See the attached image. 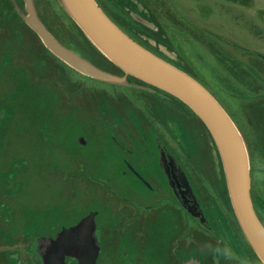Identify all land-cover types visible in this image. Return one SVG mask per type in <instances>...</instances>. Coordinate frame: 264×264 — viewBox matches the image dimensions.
I'll list each match as a JSON object with an SVG mask.
<instances>
[{
  "label": "rangeland",
  "instance_id": "1",
  "mask_svg": "<svg viewBox=\"0 0 264 264\" xmlns=\"http://www.w3.org/2000/svg\"><path fill=\"white\" fill-rule=\"evenodd\" d=\"M97 3L225 108L264 224V0ZM31 9L107 79L56 56ZM77 26L62 0H0V264H264L205 124L103 59Z\"/></svg>",
  "mask_w": 264,
  "mask_h": 264
},
{
  "label": "water",
  "instance_id": "2",
  "mask_svg": "<svg viewBox=\"0 0 264 264\" xmlns=\"http://www.w3.org/2000/svg\"><path fill=\"white\" fill-rule=\"evenodd\" d=\"M66 10L93 44L125 73L131 74L184 102L205 124L220 153L231 202L248 242L264 263V224L251 198L250 161L235 122L196 79L156 56L122 31L96 0H62ZM29 23L45 45L74 69L91 77L105 74L60 44L31 9Z\"/></svg>",
  "mask_w": 264,
  "mask_h": 264
},
{
  "label": "trees",
  "instance_id": "3",
  "mask_svg": "<svg viewBox=\"0 0 264 264\" xmlns=\"http://www.w3.org/2000/svg\"><path fill=\"white\" fill-rule=\"evenodd\" d=\"M97 1V0H96ZM78 27V26H77ZM79 28V27H78ZM80 29V28H79ZM81 33L84 35V37L89 41V39L85 36V34L82 32V30L80 29ZM91 44V46L97 51V53H99L101 55V57L105 60H107L109 63H111L112 65H114L115 67H117L115 64H113L103 53H101L91 42H89ZM118 69H120L119 67H117ZM175 97V96H173ZM176 99H178L177 97H175ZM183 105H185L188 109H190L184 102H182L180 99H178ZM190 111H192L190 109ZM193 112V111H192ZM194 113V112H193ZM195 114V113H194ZM196 115V114H195ZM197 116V115H196ZM198 117V116H197ZM199 118V117H198ZM201 120V119H200Z\"/></svg>",
  "mask_w": 264,
  "mask_h": 264
},
{
  "label": "flooded vegetation",
  "instance_id": "4",
  "mask_svg": "<svg viewBox=\"0 0 264 264\" xmlns=\"http://www.w3.org/2000/svg\"><path fill=\"white\" fill-rule=\"evenodd\" d=\"M170 159V158H169ZM169 159H165V162H164V164H165V167H166V169L169 171V175H170V177H171V179H174L173 178V172H172V170H171V161L169 160ZM173 182H175V179H174V181ZM178 190L180 191V189H179V187H178V184L175 182V193L177 192L178 193ZM181 193V192H180Z\"/></svg>",
  "mask_w": 264,
  "mask_h": 264
}]
</instances>
